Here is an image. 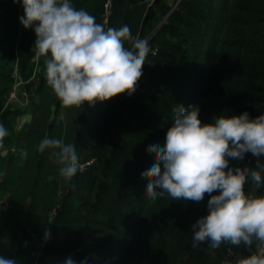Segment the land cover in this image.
Returning <instances> with one entry per match:
<instances>
[{
  "label": "trees",
  "instance_id": "obj_1",
  "mask_svg": "<svg viewBox=\"0 0 264 264\" xmlns=\"http://www.w3.org/2000/svg\"><path fill=\"white\" fill-rule=\"evenodd\" d=\"M73 4L105 29L127 24L133 36L150 37V51L131 96L82 108L61 102L47 83L44 56L32 59L35 32H22L18 66L38 100L29 106V126L19 132L16 122L27 112L6 108L14 77L0 66V122L8 129L0 144V199L11 191L0 208V254L20 264H60L68 256L88 264H243L262 240L194 247L191 225L207 214L210 194L199 202L167 193L151 198L146 188L155 177L143 168L157 159L148 141L163 142L178 104L198 106L202 123L264 112V0H181L172 12L169 0ZM10 10L24 11L13 1ZM10 24L5 20L1 33ZM45 136L76 144L80 169L70 182L53 151L38 149ZM237 164L255 167L256 157L230 160ZM245 191L264 195V186L249 180Z\"/></svg>",
  "mask_w": 264,
  "mask_h": 264
},
{
  "label": "clouds",
  "instance_id": "obj_2",
  "mask_svg": "<svg viewBox=\"0 0 264 264\" xmlns=\"http://www.w3.org/2000/svg\"><path fill=\"white\" fill-rule=\"evenodd\" d=\"M13 3L23 7L19 20L35 32L33 49L44 56L47 83L64 105L83 108L85 102L93 104L121 93L131 96L136 91L150 45L146 38L133 36L129 25L105 29L86 9L76 8L73 0ZM126 41L131 47L125 46ZM178 105L163 142L148 141L157 156L143 168L155 177L147 183L149 197L167 193L175 200L199 202L210 194L207 214L191 225L194 247L205 241L216 246L223 240L251 243L256 237L264 241V195L245 191L249 180L257 188L264 186V112L253 117L245 110L202 123L198 106ZM6 135L8 129L0 123V144ZM46 148L53 151L60 175L70 182L80 169L76 144L45 136L38 149ZM246 153L256 157L255 167L230 166V160L243 161ZM50 238V232H45V239ZM0 264L20 261L0 254ZM60 264H88V260L78 262L68 256ZM243 264H264V255H253Z\"/></svg>",
  "mask_w": 264,
  "mask_h": 264
},
{
  "label": "rangeland",
  "instance_id": "obj_3",
  "mask_svg": "<svg viewBox=\"0 0 264 264\" xmlns=\"http://www.w3.org/2000/svg\"><path fill=\"white\" fill-rule=\"evenodd\" d=\"M5 1V0H4ZM2 0V2H4ZM13 0H6L2 10L5 13H8V11L10 10L11 7V3ZM175 1L177 2L178 0H169V2L172 4L171 6L175 7ZM153 3V2H152ZM1 11V12H3ZM24 11L19 12L18 15H15L13 13H8L9 15L6 17L7 20V24L11 23L9 25V27H5V30L2 31V33L0 34V66H1V70L3 69L5 72H8V75H11V77H14V84L11 90V93L9 95V98L7 100V102H9L8 107L10 106H16V108H20L23 109V111L27 112L26 115H24V117H22L21 119L18 118L17 122H16V127L17 130L19 132L24 131L28 126H29V122L27 121V117L29 116V114L31 113V109H30V105L31 102L33 101H37L38 97L33 96V94H30V92L28 93L26 88H25V84H24V79H23V75L22 72L20 71V67L18 66V61L19 58L17 57L18 55V47L21 41V36L23 35V31L26 30V28L21 24L19 17L21 15H23ZM2 21V17L0 15V26L3 25ZM5 23V22H4ZM149 38L147 37L146 39L148 40L149 43ZM34 46V44H33ZM6 58V59H5ZM33 60H37V54L35 57L32 58ZM36 74V72H35ZM34 74V78H36L37 76H35ZM9 77V76H8ZM38 82V81H36ZM15 92V97L14 99L10 100V96L11 94ZM10 100V101H9ZM62 114H64V111L62 112ZM29 118V117H28ZM6 154V151L3 153ZM7 165L10 166V162H7ZM87 166V164H85ZM81 168H85L84 165H81ZM11 170V168H9V171ZM5 182V178L0 176V184ZM1 188V187H0ZM67 192V191H66ZM8 195H6L5 197L0 199V208H3V204L7 203L10 195H11V191L7 192ZM63 193V191L61 192V194ZM3 201V202H2ZM39 263V262H38Z\"/></svg>",
  "mask_w": 264,
  "mask_h": 264
},
{
  "label": "built area",
  "instance_id": "obj_4",
  "mask_svg": "<svg viewBox=\"0 0 264 264\" xmlns=\"http://www.w3.org/2000/svg\"><path fill=\"white\" fill-rule=\"evenodd\" d=\"M181 0H178L175 4V7H173L172 8V10L173 9H175L176 7H177V5L179 4V2H180ZM22 7V6H21ZM108 7H110V5H108ZM22 9H23V7H22ZM14 97H15V92H13L12 94H11V96H10V100L11 99H14ZM9 100V101H10ZM8 104H9V102H7V104H6V108L8 107ZM0 118H1V114H0ZM0 123H2V122H0ZM86 165H84V167H85ZM254 255H264V241H261V243H260V245H259V247H258V250H257V252L254 254Z\"/></svg>",
  "mask_w": 264,
  "mask_h": 264
},
{
  "label": "crops",
  "instance_id": "obj_5",
  "mask_svg": "<svg viewBox=\"0 0 264 264\" xmlns=\"http://www.w3.org/2000/svg\"><path fill=\"white\" fill-rule=\"evenodd\" d=\"M4 1V0H3ZM6 1V0H5ZM5 1L4 2H2V0H0V7H3L4 6V4H6L5 3ZM3 8H1V10H0V15H1V17H2V21L1 22H3V24L5 25V20H6V17L9 15L8 13H10L9 11H11V10H9L8 11V13H5L3 10H2ZM10 9H11V7H10ZM1 11H3V12H1ZM21 12V11H20ZM0 34H1V26H0ZM1 53V52H0Z\"/></svg>",
  "mask_w": 264,
  "mask_h": 264
}]
</instances>
